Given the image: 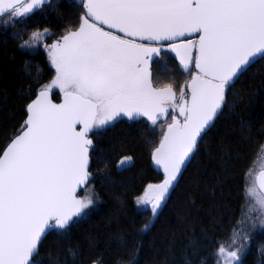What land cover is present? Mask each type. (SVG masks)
<instances>
[{
	"label": "snow or ice",
	"instance_id": "6c2138e0",
	"mask_svg": "<svg viewBox=\"0 0 264 264\" xmlns=\"http://www.w3.org/2000/svg\"><path fill=\"white\" fill-rule=\"evenodd\" d=\"M71 6L83 8L78 27L50 44L49 29L37 28L19 45L42 47L55 75L0 154V264H34L49 230L66 234L85 215L98 199L89 186L90 134L121 119L163 128L151 155L164 179L135 200L155 217L199 138L227 106L229 88L264 60V0H71ZM45 7H59V0H0V18L26 22ZM165 52L175 53L190 76L178 93L174 80L161 85L153 77L154 64L167 73ZM53 89L62 103L49 98ZM257 160H264V144ZM131 161L124 157L117 168ZM256 163L245 176L255 205L245 219L258 208L264 225V165L257 170ZM247 239L234 230L217 249L218 264H240L245 245L237 242Z\"/></svg>",
	"mask_w": 264,
	"mask_h": 264
},
{
	"label": "trees",
	"instance_id": "16d2710c",
	"mask_svg": "<svg viewBox=\"0 0 264 264\" xmlns=\"http://www.w3.org/2000/svg\"><path fill=\"white\" fill-rule=\"evenodd\" d=\"M82 12V6H71V0H59V7H45L26 22L5 25V17L0 20V153L23 125L29 101L53 76L42 49L30 51L19 45L37 28L61 36L78 26ZM174 66L171 62L167 69ZM37 68L42 70L38 82ZM157 71L164 78L161 85L168 83L172 73ZM173 74L175 80L187 79L176 68ZM58 97L53 93L54 99ZM92 138L89 186L98 199L66 234L56 229L47 233L34 260L39 264H218L217 249L230 241L243 212L246 173L264 144V60L249 67L229 88L227 106L202 135L155 217L138 208L135 200L148 184L163 178L151 164V153L161 138L159 125L153 128L143 118H125L95 131ZM124 157H131V164L118 169ZM247 236L240 264H264V226Z\"/></svg>",
	"mask_w": 264,
	"mask_h": 264
},
{
	"label": "rangeland",
	"instance_id": "374dc122",
	"mask_svg": "<svg viewBox=\"0 0 264 264\" xmlns=\"http://www.w3.org/2000/svg\"><path fill=\"white\" fill-rule=\"evenodd\" d=\"M7 19V17H5L4 19H3V23L5 24V25H7V24H11V23H13V22H9V23H5L4 21ZM79 25V24H78ZM78 27V26H77ZM43 30V29H42ZM50 31V30H49ZM51 33H52V36H51V39H49L48 41H47V43H52L53 42V40H56V39H58L59 37L58 36H53V32L52 31H50ZM37 49H42L43 50V48L42 47H36V48H32V49H26V50H30V51H33V50H37ZM44 51V50H43ZM45 52V51H44ZM45 54H46V52H45ZM163 55H166V62H167V65L170 67V64H171V62H173L174 63V68H172L171 69V71L169 70V68L167 69V71H168V75H170L171 73H172V75L170 76V77H168L167 79H168V81L170 82V81H172V80H174V82H175V85H176V89H177V93L179 92V86L180 85H182L184 82H185V80L184 81H182V80H175V78L176 77H174L173 75V73H174V71H175V68L178 70V71H180L181 72V68H180V65H179V60H178V58L176 57V55H175V53H172V52H165ZM46 57H47V54H46ZM48 60V59H47ZM49 63V62H48ZM161 63H164V62H161ZM50 65V64H49ZM158 67L154 64L153 65V67H152V73H153V77H154V75L156 76V80H159L160 82H162L163 80H161V77L163 78V75H161V74H159L158 75ZM193 71H195V68L193 67ZM185 75H186V77H187V79H190V76H188L186 73H184ZM54 75H55V71H54V69H53V76H52V78L54 77ZM52 78L50 79V80H48L46 83H44V84H47V83H49L51 80H52ZM164 79V78H163ZM43 84V85H44ZM42 85V86H43ZM52 93H57L58 94V96H60V94H61V92L59 91V89H53L52 90ZM59 98V97H58ZM178 115V114H177ZM146 120V119H145ZM147 121V120H146ZM169 122H170V117H169ZM104 129V128H103ZM103 129H98V130H96V131H99V130H103ZM159 130L161 131V134H162V131H163V128L161 127V125H159ZM254 161H256L257 163H256V168H257V170L259 169V167L261 166V165H264V160H257V156H256V158H255V160ZM251 167H253V164L251 165ZM250 167V168H251ZM150 184H158V183H150ZM247 185H248V182L245 180V203H244V208H243V212H242V215H241V217H240V220H239V224H238V227L235 229V231H238V232H240L241 233V235H244V234H246V235H248L249 234V232H251L252 230H254V229H256V228H260V227H263L264 225H262L261 223H260V218H261V213L259 212V210H258V208H257V211H253V212H251L250 213V218L249 219H245V212L248 210V207H249V204L251 203V204H253V206L255 207V205H254V202L253 201H251V200H249V198H247L246 197V187H247ZM143 193V192H142ZM141 193V194H142ZM140 194V195H141ZM84 195V193H83V191H82V196ZM139 195V196H140ZM94 203H95V201H94ZM94 205V204H93ZM93 205H91L88 209H86L85 210V214H87L92 208H93ZM233 236V235H232ZM248 237V236H247ZM228 243V242H227ZM226 243V244H227ZM238 245L240 244V243H243L244 245H246V241H243V240H239L238 242ZM217 262H218V259H217Z\"/></svg>",
	"mask_w": 264,
	"mask_h": 264
},
{
	"label": "water",
	"instance_id": "95a60500",
	"mask_svg": "<svg viewBox=\"0 0 264 264\" xmlns=\"http://www.w3.org/2000/svg\"><path fill=\"white\" fill-rule=\"evenodd\" d=\"M83 9V8H82ZM2 18H0V20H1ZM36 96H37V94L29 101V103H28V105L33 101V100H35L36 99ZM49 98L52 100V102L53 103H55V104H60V103H62L63 102V94L61 93L60 94V96H59V98L58 99H54L53 98V93L51 92L50 94H49ZM27 105V106H28ZM178 114V113H177ZM27 108H26V117H25V120L27 119ZM217 118V117H216ZM215 121V120H214ZM79 127V126H78ZM211 127V126H210ZM209 127V128H210ZM208 128V129H209ZM207 129V130H208ZM206 130V131H207ZM19 132V131H18ZM18 132L15 134V135H17L18 134ZM15 135L6 143V145L4 146V148L2 149V151H1V153L0 154H2V152H3V150L6 148V146L8 145V144H10L11 143V140L15 137ZM203 135V134H202ZM202 137V136H201ZM90 138L93 140V138H92V134H90ZM161 139V138H160ZM200 139L201 138H199V140H198V143H199V141H200ZM158 144H159V142H158ZM157 144V145H158ZM156 145V146H157ZM155 146V147H156ZM90 152H91V149H90V151H89V171H90V167H91V157H90ZM195 152V151H194ZM152 154V153H151ZM194 154V153H193ZM193 154L191 155V157H190V159L186 162V164L183 166V168H182V170H181V173L178 175V177H177V180L174 182V185H173V187L170 189V191H169V194L167 195V197H166V200L162 203V205L167 201V199L169 198V196H170V194L172 193V191H173V189L175 188V186H176V184H177V182H178V180H179V178L181 177V175H182V173L184 172V170H185V168H186V166L188 165V163H189V161L191 160V158H192V156H193ZM151 164H152V166H153V168L154 169H156L157 171H160L161 173H162V175H163V178H162V180L159 182V183H161L162 181H163V179H164V173H163V169L162 168H159L157 165H155L154 164V162H153V160H152V155H151ZM90 173H91V171H90ZM91 175H92V173H91ZM158 183V184H159ZM82 191L79 193V195H81L82 196ZM162 207V206H161ZM160 210V209H159ZM53 230V229H52ZM51 230H49V232H50ZM48 232V233H49ZM35 260H34V264H35Z\"/></svg>",
	"mask_w": 264,
	"mask_h": 264
}]
</instances>
